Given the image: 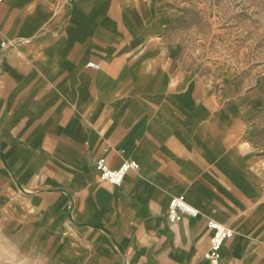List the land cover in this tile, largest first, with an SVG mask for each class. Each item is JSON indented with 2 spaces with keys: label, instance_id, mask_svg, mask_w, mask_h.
<instances>
[{
  "label": "crops",
  "instance_id": "0c3cea01",
  "mask_svg": "<svg viewBox=\"0 0 264 264\" xmlns=\"http://www.w3.org/2000/svg\"><path fill=\"white\" fill-rule=\"evenodd\" d=\"M152 11L0 0V219L71 264H207L212 218L221 264H264V77L208 82ZM99 159L139 167L115 185ZM176 195L198 216L170 223Z\"/></svg>",
  "mask_w": 264,
  "mask_h": 264
},
{
  "label": "rangeland",
  "instance_id": "374dc122",
  "mask_svg": "<svg viewBox=\"0 0 264 264\" xmlns=\"http://www.w3.org/2000/svg\"><path fill=\"white\" fill-rule=\"evenodd\" d=\"M152 15L185 68L208 82L227 74L264 77V0H153ZM14 233L0 219V264H71Z\"/></svg>",
  "mask_w": 264,
  "mask_h": 264
},
{
  "label": "built area",
  "instance_id": "2783aa9c",
  "mask_svg": "<svg viewBox=\"0 0 264 264\" xmlns=\"http://www.w3.org/2000/svg\"><path fill=\"white\" fill-rule=\"evenodd\" d=\"M2 46L6 47L7 43L2 42ZM89 67L99 69L100 64L94 61H89ZM139 164L135 160L126 159L118 167H109L104 159H99L97 162V169L100 178L107 180L115 185L122 183L126 174L131 170H136ZM199 210L189 203L183 195H176L170 199L166 217L170 223H177L184 216L196 217ZM208 227L212 230L209 241V247L204 253V258L207 264H221V249L227 239L234 235L232 228L216 219L210 218Z\"/></svg>",
  "mask_w": 264,
  "mask_h": 264
}]
</instances>
